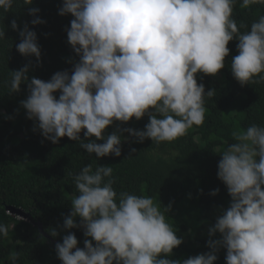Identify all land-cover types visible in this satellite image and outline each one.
I'll return each instance as SVG.
<instances>
[{"label":"clouds","instance_id":"clouds-1","mask_svg":"<svg viewBox=\"0 0 264 264\" xmlns=\"http://www.w3.org/2000/svg\"><path fill=\"white\" fill-rule=\"evenodd\" d=\"M236 2L63 0L59 14L74 17L66 31L79 61L71 73L57 72L48 81L30 79L31 64L11 71L8 94L20 92L26 83L29 95L20 103L35 122L34 131L54 144L63 137L78 141L89 155L120 157L122 140L128 139L125 132L139 143H171L204 124L206 99L216 90L206 92L197 74L216 76L225 67L230 41H239V54L231 61L234 78L241 86L264 81V15L242 33L240 27L246 26L238 27L233 18ZM14 3L0 0V10L8 13ZM24 3L32 5L34 0ZM257 4L264 5V0H242L241 7ZM39 12L29 9L34 26L46 23ZM11 28L21 37L17 51L39 61L37 33L27 22L20 30L12 20ZM5 39L6 31L0 28V41ZM145 115L149 123L144 130L118 127L105 134L116 121L127 123ZM232 139L220 153L217 173L232 201L209 228L210 237L221 235L209 239L211 251L183 261L168 258L184 242L167 220L171 204L161 210L153 197L118 194L113 167L99 165L94 170L88 164L73 175L78 194L72 196L71 214L60 227L83 228L91 239H85L81 249L74 233L65 235L56 244L62 264H215L221 248L226 249V264H264V126L234 129ZM28 163L25 157L17 166L23 171ZM48 231L53 237L60 234L55 228ZM8 233V226L0 224V235ZM15 261L13 254L12 264Z\"/></svg>","mask_w":264,"mask_h":264},{"label":"trees","instance_id":"trees-1","mask_svg":"<svg viewBox=\"0 0 264 264\" xmlns=\"http://www.w3.org/2000/svg\"><path fill=\"white\" fill-rule=\"evenodd\" d=\"M241 3L242 0H237L233 18L238 27L246 26L240 27L243 33L264 15V5L242 8ZM62 4L63 0H34L32 5H25L24 0H15L10 12L0 10V28L6 31V39L0 41V224L9 228L7 237L0 235V264H12L13 254L15 264H62L56 244L62 243L69 232L76 235L79 248L85 247L84 240L91 238L85 237L83 228L62 230L60 226L64 217L71 214L72 196L78 194L73 175L88 164L94 170L99 165L113 167V187L118 194L153 197L161 210L171 204L167 220L184 242L168 258L183 261L211 251L209 239H220L221 235L210 237L209 228L232 201L227 186L217 175L220 153L234 142V129H246L254 123L264 126V81L241 86L234 78L231 61L239 54V41L233 39L228 45L230 53L225 58V67L219 72L223 81L216 76L197 74V82L204 84L205 91L215 89L216 94L206 99L204 124L193 126L185 136L157 145L151 139L136 142L135 137L125 132L123 136L128 139L122 140L120 157L89 155L78 141L68 137L54 144L40 131H34L35 122L27 118L26 109L21 106L20 102L29 95L28 85L22 84L20 92L8 94V82L11 71L28 64H31L30 79L48 81L57 72L73 71L80 57L68 42L66 29L74 17L59 14ZM31 7L40 9L38 15L46 23L31 24L34 18L28 14ZM12 20L17 21L20 30L27 22L37 33L42 53L39 61L17 51L15 45L21 37L11 28ZM54 95L58 99L60 93ZM147 123V115L127 123L116 121L105 134L117 131L118 127L144 130ZM80 135L88 142L83 132ZM25 157L29 163L20 171L17 165ZM216 189L218 194L211 195ZM11 209L24 211L30 220ZM38 223L53 241L41 233ZM50 228H55L59 236H51ZM226 254V249L221 248L215 264H226Z\"/></svg>","mask_w":264,"mask_h":264},{"label":"water","instance_id":"water-1","mask_svg":"<svg viewBox=\"0 0 264 264\" xmlns=\"http://www.w3.org/2000/svg\"><path fill=\"white\" fill-rule=\"evenodd\" d=\"M12 212L16 213L17 215L23 217L24 219H29L30 220V216L28 214H26L24 211L22 210H15V209H11ZM39 229L41 231V233L48 238L49 240L53 241L52 237H50L47 233L44 232L42 225L40 223H38Z\"/></svg>","mask_w":264,"mask_h":264},{"label":"rangeland","instance_id":"rangeland-1","mask_svg":"<svg viewBox=\"0 0 264 264\" xmlns=\"http://www.w3.org/2000/svg\"><path fill=\"white\" fill-rule=\"evenodd\" d=\"M217 77H218L219 81H223V80L221 79V77H223L222 74L218 73V74L216 75V78H217Z\"/></svg>","mask_w":264,"mask_h":264}]
</instances>
